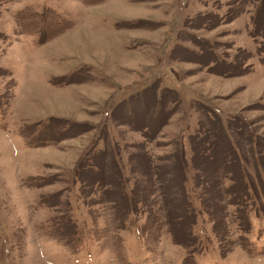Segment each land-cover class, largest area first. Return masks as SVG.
Returning <instances> with one entry per match:
<instances>
[{
  "label": "rangeland",
  "instance_id": "1",
  "mask_svg": "<svg viewBox=\"0 0 264 264\" xmlns=\"http://www.w3.org/2000/svg\"><path fill=\"white\" fill-rule=\"evenodd\" d=\"M0 264H264V0H0Z\"/></svg>",
  "mask_w": 264,
  "mask_h": 264
}]
</instances>
